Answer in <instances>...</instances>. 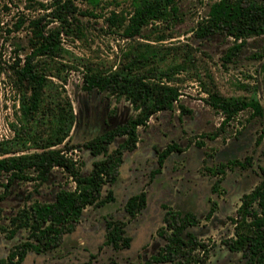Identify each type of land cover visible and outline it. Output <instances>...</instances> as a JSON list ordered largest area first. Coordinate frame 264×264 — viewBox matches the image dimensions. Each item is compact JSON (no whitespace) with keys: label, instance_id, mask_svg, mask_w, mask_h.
Wrapping results in <instances>:
<instances>
[{"label":"rangeland","instance_id":"obj_1","mask_svg":"<svg viewBox=\"0 0 264 264\" xmlns=\"http://www.w3.org/2000/svg\"><path fill=\"white\" fill-rule=\"evenodd\" d=\"M70 1L73 13L63 20L52 17V0H0V158L40 151L59 129L57 114L63 108L72 123L64 128V142L53 148H63L68 141L72 146L63 149L65 155L75 161L82 175L88 174L92 163L103 156H93L82 143L136 114L125 93L98 86L84 88L88 73L151 78L177 87L180 96L171 110L156 112L138 127L136 147L124 152L120 175L104 188V195L113 191L114 201L86 207L58 248L29 251L20 263L8 256L28 239V230L11 235L10 218L35 201H52L59 189H74L75 182L55 167L43 183L15 180L5 188L7 176L1 173L2 264H143L164 243L158 236L163 205L199 217L200 222L188 231L208 245L203 264H239L241 254L230 252L221 240L233 235L230 217L235 216L241 196L264 181V114L250 119V110H244L223 126V115L204 99L217 91L226 97L255 98L264 105V58H255L264 35L245 39L235 60L223 64L221 57L233 38L224 33L200 37L196 31L216 0H175L178 11L173 20L152 22L134 40L121 36L120 30L114 32L107 20L111 13L128 15L133 0ZM36 18L47 29L61 31L60 44L56 56L38 59L47 82L41 109L27 119L21 113L25 90L15 81L13 65L30 51L29 21ZM134 57H142L143 64L130 68ZM123 139L117 137L109 150L121 146ZM171 142L183 150L172 152L159 168L158 153ZM246 156L253 158L246 168H227L216 176L206 170L231 159L243 161ZM140 192L146 195L145 206L131 217L125 203ZM212 200L217 208L206 219ZM108 220L124 223V233L131 239L128 248L116 249L106 242Z\"/></svg>","mask_w":264,"mask_h":264},{"label":"trees","instance_id":"obj_2","mask_svg":"<svg viewBox=\"0 0 264 264\" xmlns=\"http://www.w3.org/2000/svg\"><path fill=\"white\" fill-rule=\"evenodd\" d=\"M52 5L53 18L66 20V15L73 13L70 0H52ZM177 11L175 0H133L132 11L128 15L111 13L107 20L114 32L120 30L121 36L134 40L152 22L168 23L173 20ZM29 26L32 33L30 51L13 65L15 81L25 90L26 99L22 102L21 113L27 119L35 117L41 109L42 90L47 82L46 73L38 67V59L57 55L61 32L58 28L47 29L40 18L29 21ZM196 31L200 37L224 33L233 38V43L221 57L223 64L232 63L241 52L245 39L264 35V0H216L209 5L207 15L198 23ZM255 55L256 59L264 58V45L261 52ZM129 64L130 68L143 64V58L134 57ZM84 80V88L87 90L98 86L125 93L136 114L82 143L93 156H103L92 163V168L86 175H82L75 161L65 155L63 149L72 146L68 141L63 148H53L64 142L67 136L64 128L72 123V116H67L63 108L57 114L61 123L59 129L54 130V135L50 136V141L40 151L0 158V174L7 176L5 188L15 180L43 183L55 167L65 170L75 182L74 189H59L52 201H35L18 209L10 218L11 235L23 228L28 230V239L16 245L8 256L9 260L16 258L15 263L22 262L29 251L43 253L58 248L65 234L75 229L86 207L103 206L114 201L113 191L108 190L104 195V188L116 182L124 152L136 147L138 127L145 125L156 112L171 110L180 96L177 87L159 84L151 78H128L117 72L111 75L88 73ZM204 101L223 115V126L244 110H250V119L261 118L264 114V105L259 100L246 96L226 97L213 91ZM182 111L184 108L181 106ZM117 137L124 138L122 144L110 151L109 145ZM196 144L203 146V142ZM182 150L175 142L167 144L158 153L159 168L172 152ZM252 159V156H246L243 161L231 159L226 163L207 167L206 170L211 175L222 174L227 168H246L251 165ZM154 172H159V169ZM216 188L214 186L213 190L216 191ZM145 202L146 195L140 192L129 197L124 208L133 217L145 206ZM163 207V226L158 230V236L164 243L143 264H203L209 252L208 245L188 231V228L200 222L197 215L168 205ZM215 208L214 202L206 219L212 216ZM230 220L234 225L233 235L223 238L222 243L230 252L241 254L243 261L239 264H264V181L241 196L236 214ZM106 229L108 244L116 249L129 247L130 237L124 233L123 222L108 220ZM2 263L0 260V264Z\"/></svg>","mask_w":264,"mask_h":264},{"label":"flooded vegetation","instance_id":"obj_3","mask_svg":"<svg viewBox=\"0 0 264 264\" xmlns=\"http://www.w3.org/2000/svg\"><path fill=\"white\" fill-rule=\"evenodd\" d=\"M119 124H120V123H119ZM108 129H109V128H108ZM106 130H107V129H106ZM103 132H104V131H103ZM101 133H102V132H101ZM94 137H95V136H94ZM92 138H93V137H92ZM214 192H215V191H214ZM214 202H215L214 200L211 201L210 208H211V206H212V203H214ZM215 203H216V202H215ZM216 208H217V203H216ZM216 208H215V209H216ZM209 210H210V209H209ZM209 210H208V211H209ZM215 211H216V210H215ZM215 211H214V212H215ZM214 212H213V214H214ZM213 214H212V216H213ZM197 217H198V216H197ZM198 218H199V217H198ZM199 220H200V219H199Z\"/></svg>","mask_w":264,"mask_h":264},{"label":"crops","instance_id":"obj_4","mask_svg":"<svg viewBox=\"0 0 264 264\" xmlns=\"http://www.w3.org/2000/svg\"><path fill=\"white\" fill-rule=\"evenodd\" d=\"M121 167V166H120ZM119 175H120V173H119ZM214 176H216V175H214ZM215 186V185H214ZM214 186H213V188H214ZM217 187V186H216ZM213 188H212V190H213ZM114 194V193H113ZM211 202V201H210ZM187 212H191V211H187ZM191 213H194V212H191ZM195 214V213H194ZM163 219V218H162ZM66 235V234H65ZM65 237V236H64ZM129 237V236H128ZM130 241H131V239H130ZM130 246V245H129Z\"/></svg>","mask_w":264,"mask_h":264}]
</instances>
